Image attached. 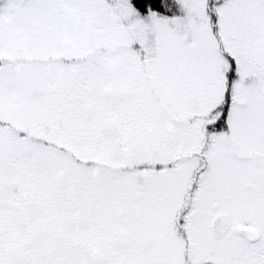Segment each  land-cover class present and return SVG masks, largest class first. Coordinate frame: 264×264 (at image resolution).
<instances>
[{
	"label": "snow or ice",
	"instance_id": "obj_1",
	"mask_svg": "<svg viewBox=\"0 0 264 264\" xmlns=\"http://www.w3.org/2000/svg\"><path fill=\"white\" fill-rule=\"evenodd\" d=\"M0 264H264V0H0Z\"/></svg>",
	"mask_w": 264,
	"mask_h": 264
}]
</instances>
